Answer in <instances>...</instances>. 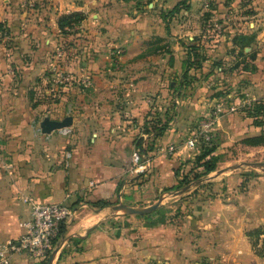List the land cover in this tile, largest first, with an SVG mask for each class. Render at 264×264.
<instances>
[{"label": "crops", "instance_id": "0c3cea01", "mask_svg": "<svg viewBox=\"0 0 264 264\" xmlns=\"http://www.w3.org/2000/svg\"><path fill=\"white\" fill-rule=\"evenodd\" d=\"M27 1L0 0L8 33L0 35V245L21 238L32 198L76 211L53 264H264L262 243L255 248L246 234L264 227V192L251 190L238 205L217 196L191 227L158 212L114 211L165 200L189 170L187 137L215 106L238 107L215 129L218 154L263 133L264 0H189L169 16L182 0H36L34 9ZM73 13L84 17L80 29L61 30ZM190 44L201 55L192 81L184 78ZM59 49L63 69L91 75V87L49 81ZM256 106L259 118L249 112ZM67 117L65 130H40L45 118ZM164 122L163 135L147 132ZM140 139L153 164L134 180L126 171ZM171 145L174 156L158 153ZM8 264L39 263L21 252Z\"/></svg>", "mask_w": 264, "mask_h": 264}, {"label": "built area", "instance_id": "2783aa9c", "mask_svg": "<svg viewBox=\"0 0 264 264\" xmlns=\"http://www.w3.org/2000/svg\"><path fill=\"white\" fill-rule=\"evenodd\" d=\"M35 5L36 0L27 1V7L29 9H34ZM206 7H209V5L207 4ZM82 23L83 21L78 25H74L72 31L80 29ZM216 28L218 31L222 30L220 26ZM68 30L71 31V29ZM0 35L7 37V30H2ZM115 55L118 57L122 55V50L115 51ZM64 57V49H59L55 52L53 59L54 64L51 68L49 81L58 87H68L72 85H79L86 88L91 87L93 85V77L91 75L77 74L63 69L59 62H62ZM242 105L247 107L250 106L251 103L249 101H244ZM237 110L238 107L235 105L228 107L227 110L222 104L215 106L187 137L184 147L187 150L193 151L199 149L198 147L201 143L211 145L214 141L215 129L221 118L226 113L236 112ZM157 151L158 153L167 155H175L178 152L177 147L174 145L159 148ZM152 164V155L149 153L144 154L139 149L134 152L131 164L126 173L132 179H140L150 172ZM24 202L31 207V218L22 223L24 233L18 241H11L0 245V264H8L13 254L21 252L26 253L33 261L39 264L47 261L57 250L56 243L61 236L63 225L76 215V211L66 204H40L32 198H26ZM151 264L169 263L159 259Z\"/></svg>", "mask_w": 264, "mask_h": 264}, {"label": "rangeland", "instance_id": "374dc122", "mask_svg": "<svg viewBox=\"0 0 264 264\" xmlns=\"http://www.w3.org/2000/svg\"><path fill=\"white\" fill-rule=\"evenodd\" d=\"M169 13L167 14L168 16ZM193 78L194 77L191 76V81ZM177 106L178 104H176L175 107V116H177L178 113ZM214 141L213 144L205 146L207 150L216 149ZM239 144H241V146L236 145L230 148L226 153L218 154L217 150L214 152L219 159L217 162V170L210 175H205L203 167L196 161L197 157L203 153L204 145L201 143L198 147L199 149L193 151L188 150L192 153L188 172L191 170L193 177L195 175L200 178L190 179L189 182L184 181L185 183L183 182L180 185L179 183L183 179L184 174L181 175L179 183L175 185V188L165 190V200L156 203L159 204V207L155 211L174 220V222L178 224L187 222L189 226H194L201 221L206 213V204L211 203L217 196L224 198L225 204L238 205L240 203L238 197L247 196L251 190H256L257 193H263L264 150L253 153L248 149V147L252 146L247 145L244 141ZM198 150L200 151L199 153H197ZM221 171L223 172L220 173ZM253 231L260 232L257 240V247L263 246L264 248V227L260 226L256 229H249L246 234L248 235ZM250 240L252 242L256 239L250 238Z\"/></svg>", "mask_w": 264, "mask_h": 264}, {"label": "trees", "instance_id": "16d2710c", "mask_svg": "<svg viewBox=\"0 0 264 264\" xmlns=\"http://www.w3.org/2000/svg\"><path fill=\"white\" fill-rule=\"evenodd\" d=\"M188 1L189 0H182L180 3H178L176 5V7L172 11H170L169 15H172V14L178 12L180 10L181 6H186ZM210 6H212V5H210ZM207 15L209 16L210 14H207ZM83 20H84V17L79 13H73V14L65 15V16L61 17V19L59 21V27L61 30L69 32L66 29H71V31H72L74 25L80 24ZM2 30H4V29L1 28L0 31H2ZM186 48H187L188 57H187V61H186V68L187 69H186L184 78L190 79L191 76H189V72L193 68L196 69V68L200 67V64H201L200 63V56L201 55H200V51H199L198 46H196L194 44H192V45L190 44ZM262 109H263L262 106H256L254 109L249 111L250 115H253L256 118H259L261 116ZM257 122L262 123L260 121H257ZM167 127H168L167 123L162 124L160 126L154 125L153 127H151L152 129L148 130L147 132L149 134L152 133L154 135V138L155 137L157 138V137L163 135V133L167 130ZM244 142L247 145L252 146V147L264 146V130L260 136L253 137V138H247L244 140ZM136 144L139 147V149L142 151V153H144V154H148V151L152 150V147H148L149 149H144V147L142 146V139L137 140ZM202 144L204 145L203 153H201V155L199 157H197L196 161L199 162L201 164V166L203 167L205 175H210L211 173H213L217 170V162H218L219 158L214 153L216 151V149L213 148V149L207 150L206 149L207 147H205V146H209V145L204 144V143H202ZM212 144H213V142H212ZM199 178H200L199 176H195V175L193 177L191 170L189 172L186 171L184 173L183 179L180 181L179 184L181 185V183H183L184 181L189 182L190 179L192 180V179H199ZM172 188H175V186ZM157 212L158 211H156L154 213H157ZM149 215H151V214H149ZM259 235H260L259 231H253V232L248 234L249 238L256 239L255 240L256 242L252 241V244L255 248L257 246V240H258ZM257 253L260 256H264V248L262 250H258ZM50 259H48L44 263H40V264H48Z\"/></svg>", "mask_w": 264, "mask_h": 264}, {"label": "water", "instance_id": "95a60500", "mask_svg": "<svg viewBox=\"0 0 264 264\" xmlns=\"http://www.w3.org/2000/svg\"><path fill=\"white\" fill-rule=\"evenodd\" d=\"M73 125V118L72 117H67L62 121H56L52 120L50 118H45L44 121L40 124V130L42 131L43 134L50 135L54 131H59V130H65ZM221 171L220 173H222ZM159 207V204H155L151 207L148 208H136V207H131L128 205H118L117 207L114 208V211L118 212H124L126 214H131V215H140V216H146L149 213L155 211ZM58 250H56L51 257L50 261L48 264H53V261L55 259V256L57 254Z\"/></svg>", "mask_w": 264, "mask_h": 264}]
</instances>
